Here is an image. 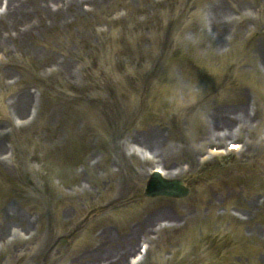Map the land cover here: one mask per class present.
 <instances>
[{"label": "rangeland", "instance_id": "rangeland-1", "mask_svg": "<svg viewBox=\"0 0 264 264\" xmlns=\"http://www.w3.org/2000/svg\"><path fill=\"white\" fill-rule=\"evenodd\" d=\"M126 1L135 11L127 9ZM141 1L114 0L113 11L108 12L107 7H103L101 11L98 9L90 13L87 20L72 17L69 29L64 24L56 25L59 33L73 40L74 32H71V36L69 34L71 30L93 29L96 32L100 29L107 32V28H110L113 37L107 39L104 46L111 47L113 52L115 48H121L120 54L125 56H121V59L125 63L131 58L134 50L132 43L136 42V37L138 42L135 45L147 49L145 57L155 47L161 52L164 48L153 61L151 72L145 71L147 75L141 72V79L146 76L150 78L149 91L146 92L147 96L146 93L143 96L145 106L140 109L134 127L132 125L118 139L126 150L123 155L117 149H112L111 139H105L106 123L101 121L109 118L114 132V128L121 126L114 115L118 111L114 107L105 108L103 102L95 100V94L101 93V98L109 95L107 89L99 83L97 91L84 93L82 89L86 83L81 77L83 74L79 63L70 67L69 74L74 72V76L56 71L51 77L45 74L46 57L29 64L33 79L30 83L23 81L20 87L24 89L28 84L26 89H34L38 93L40 117L27 129L18 132L20 135L17 138L21 141L16 137L13 140L14 143L17 140L27 160H17L14 163L17 167H0V195H4L3 198L0 196V229L9 228L8 235H12L0 240V264H70L80 251L92 247L100 237L99 232L106 230L120 243L131 228L138 233H133L136 243L142 238L148 244V253L141 264H264V203L254 211L249 199L245 200L247 194L256 190L258 202H264V168L260 165L261 156H254L264 153V128L249 133L254 152H239L232 160L219 158L205 163L200 170H187L189 158L192 156L198 160L208 149L207 142H201L206 132L205 107L236 106L243 91L251 99L255 98L253 103L256 108L260 103L264 106V82L258 81L257 75L254 77L248 73L258 65V61L255 60L252 65L243 63L240 65L243 71H234L230 58H227L230 56L212 48L214 39L207 35L208 31L212 32L207 19L204 22L200 12L213 0H165L162 1L165 6L155 2L153 8L148 0ZM236 1L247 2L251 6L241 9L242 13L233 14L232 21L244 24L245 19L250 21L256 17V27L249 25L243 35L236 38L230 33L231 45L224 53L242 42H264V0ZM167 4L169 8L174 6L173 14L177 10L184 11L173 26L177 22L183 24L185 19L190 20L192 12L198 13L193 23L194 29L181 32L178 31L180 28L169 25L170 9L164 18ZM154 11L164 16V21H156L157 16H162H152ZM97 12L99 18L95 19ZM110 17L114 19L112 26L107 21ZM116 21L119 24L115 25ZM154 21L155 27L152 29L148 24ZM155 32L161 33L160 41L156 39ZM48 34L50 32L46 31L39 35L38 46L42 51L45 50ZM168 37L178 38L179 43L164 47L169 44L165 42ZM76 38H79L77 34ZM192 42L197 45L189 46L194 45ZM71 46L77 50L76 42H72ZM86 51L88 55L81 54L75 60H83V63L89 60L92 53L89 48ZM238 54H242V59L247 55L244 49ZM64 56L57 54L56 59L62 60ZM71 57L74 58L72 54ZM99 59L102 64H107L106 70L113 67L116 75H111L115 77L122 70L114 67L117 63L114 64L113 58L105 52ZM86 78L95 79L91 72H86ZM133 87V91L111 95V101L118 100L122 111L124 107L134 109L141 99L140 86L135 82ZM260 114L264 122V113ZM150 130L161 132V139L173 150L167 160L159 157L157 161L167 169L177 170L184 175L192 190L190 197L180 201L169 198L147 200L148 208L137 215L133 214L134 211L121 214L123 209H129H119L117 204L108 208L107 214L95 217L83 226L82 219L90 204L122 203L126 200L123 197L133 187L144 190L146 184L139 183L131 174L132 165L134 162V169L140 171L151 166L142 162L136 165L135 157L127 151L126 138L135 131ZM74 137L81 140H73ZM227 142L224 140V146ZM188 147L190 152L182 149L188 150ZM56 151L61 153L56 156ZM30 167H34L36 172H29ZM209 168L219 170L205 184L208 173H204V169ZM6 203L8 205L5 206ZM163 212H167L172 220L156 233L157 217L148 219L147 216L158 213L156 216L160 219H167ZM10 213L18 216L13 217ZM21 223L26 227L20 226ZM139 234L141 237L137 238ZM61 236L70 245L66 246L63 240V247L59 246L49 253V248Z\"/></svg>", "mask_w": 264, "mask_h": 264}, {"label": "bare ground", "instance_id": "bare-ground-1", "mask_svg": "<svg viewBox=\"0 0 264 264\" xmlns=\"http://www.w3.org/2000/svg\"><path fill=\"white\" fill-rule=\"evenodd\" d=\"M140 2L142 3L141 0ZM148 2L152 8L155 2L164 5L160 0H148ZM106 3L108 4L105 5ZM113 4L114 0H0V100L2 99L0 106L4 119L0 122V158L4 156L3 159H0L1 164L10 165V162L14 160L13 155L9 157V151L5 148L3 142L4 138L7 137L6 130L8 126L13 125L15 120L17 122L18 120L26 119L25 117L29 112L31 113V107L33 105V95L30 93V90H16L14 87L17 78L14 83L10 82V80L15 78L16 70L22 68L20 61L26 59L31 62H37L40 58L46 57L45 67H47L49 73L63 71L66 76H70L68 66L74 62L70 60V63L67 64L65 59H56L51 36H48L46 39L48 41L46 45L49 46L47 50H40L38 46L40 43L39 35L51 30L57 24L67 25L69 29L71 26L69 24L70 18L75 17V19L87 20L90 13L97 11L101 7H111ZM126 4L130 6V9L134 10L128 1H126ZM85 6L87 7L85 8ZM144 10L148 11L146 8ZM240 10V4L228 5L222 0L212 1L204 8L214 35L221 36V41L217 46L219 50L228 47L226 38L230 35L229 30L232 15L241 13ZM79 38L88 40L90 39V35L88 32L80 33ZM257 49V59H259L264 73V45L259 46ZM249 61L251 62V59ZM7 93L12 94L9 96ZM5 96L9 97L3 102V97ZM244 99H247V97ZM252 111L253 107H251L248 101L229 109L208 108L207 116L210 132L207 133L208 136H204L206 140L202 141L209 142L211 145H222L225 139L241 137L246 128L249 130V128L257 124V115L255 113L252 114ZM219 130L223 131L219 132ZM132 143L137 146L138 151L143 156L149 154L154 160L159 157L166 158L167 160L168 156L173 152L164 145L158 138V135L139 134L132 138ZM252 146L253 143L247 141L246 151H252ZM182 149L186 152L190 151L189 147L188 150L185 148ZM223 153L224 151L221 149H213L209 155L212 158L216 154ZM148 161V159L144 160V163L148 164ZM199 165L200 163L197 160H189L188 170L190 171L191 167H198ZM156 170L161 171L164 179H171L175 176L173 172L167 173L160 168ZM135 172L137 173V170ZM137 176L142 178L144 175L142 176L138 172ZM255 194L256 192L251 193L250 197H254ZM251 200V207L255 209L258 206L256 203L257 200ZM162 214L167 217V212H163ZM6 216L8 218L9 213ZM12 216L16 217L18 215ZM7 224L9 225V222ZM20 226L23 228L26 227L23 223ZM8 229H0V240L7 236H12L11 234L8 235ZM127 250L128 248L125 249L126 254L128 253ZM106 256H109V253L104 254L100 258L104 260ZM121 259H126V256H123Z\"/></svg>", "mask_w": 264, "mask_h": 264}, {"label": "water", "instance_id": "water-1", "mask_svg": "<svg viewBox=\"0 0 264 264\" xmlns=\"http://www.w3.org/2000/svg\"><path fill=\"white\" fill-rule=\"evenodd\" d=\"M159 194H163V195L166 194V195H171V196L179 195V193H174V192H167V193H166V192H161V193H158V195H159Z\"/></svg>", "mask_w": 264, "mask_h": 264}]
</instances>
